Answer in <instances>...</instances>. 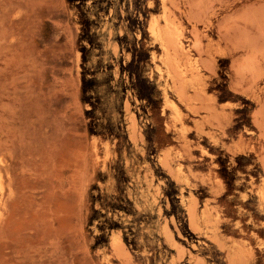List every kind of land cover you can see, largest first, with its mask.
Returning a JSON list of instances; mask_svg holds the SVG:
<instances>
[{"label":"rangeland","instance_id":"1","mask_svg":"<svg viewBox=\"0 0 264 264\" xmlns=\"http://www.w3.org/2000/svg\"><path fill=\"white\" fill-rule=\"evenodd\" d=\"M0 155V264H264V0L6 1Z\"/></svg>","mask_w":264,"mask_h":264},{"label":"bare ground","instance_id":"2","mask_svg":"<svg viewBox=\"0 0 264 264\" xmlns=\"http://www.w3.org/2000/svg\"><path fill=\"white\" fill-rule=\"evenodd\" d=\"M6 1H10V0H0V6L3 5V4H5ZM154 37H157V35H154ZM163 99H164V102H165V106L169 107V109L171 110V113H172V110H175L176 108H174L173 104L171 102H168L165 99L164 96H163ZM127 111H129V110L127 109ZM181 113H182V111H181ZM93 151H94V148H93ZM2 162H3V159L1 158V155H0V208H1V204H2V201H1V191L3 190V181H2L3 178H2V171H1V164H2ZM9 191L11 192L12 189L10 188Z\"/></svg>","mask_w":264,"mask_h":264}]
</instances>
